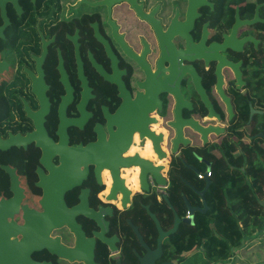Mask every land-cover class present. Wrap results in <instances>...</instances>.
Wrapping results in <instances>:
<instances>
[{
    "label": "flooded vegetation",
    "instance_id": "obj_1",
    "mask_svg": "<svg viewBox=\"0 0 264 264\" xmlns=\"http://www.w3.org/2000/svg\"><path fill=\"white\" fill-rule=\"evenodd\" d=\"M263 78L264 0H0V140L33 136L0 149V200L14 196L8 170L23 194L13 222L23 205L42 211L41 178L74 157L86 165L63 194L80 208V260L31 259H189L196 249L178 254L175 238L206 210L205 154L255 138ZM193 124L221 131L204 141ZM49 238L76 248L67 226Z\"/></svg>",
    "mask_w": 264,
    "mask_h": 264
},
{
    "label": "trees",
    "instance_id": "obj_2",
    "mask_svg": "<svg viewBox=\"0 0 264 264\" xmlns=\"http://www.w3.org/2000/svg\"><path fill=\"white\" fill-rule=\"evenodd\" d=\"M258 103L263 109L264 98ZM256 127L255 138L245 137L249 142L225 140L205 154L211 165L206 210L196 212L193 230L182 228L175 238L178 254L196 249L182 264H223L233 249L264 232V197L257 195L264 189V116Z\"/></svg>",
    "mask_w": 264,
    "mask_h": 264
},
{
    "label": "water",
    "instance_id": "obj_3",
    "mask_svg": "<svg viewBox=\"0 0 264 264\" xmlns=\"http://www.w3.org/2000/svg\"><path fill=\"white\" fill-rule=\"evenodd\" d=\"M254 21L246 23H253ZM196 129L202 135L204 141H206L205 136L208 132L217 134L221 131V129L212 127ZM32 138L33 136H26L25 138L10 136L5 141L0 140V149L24 145ZM181 141L184 143V140ZM79 151L75 150L73 153ZM85 152L86 149L81 154ZM76 159L77 157H74L69 163H64L61 168L55 170L48 177H45L47 180H42L43 178H41L36 185L43 190V196L40 200L42 211L37 212L29 209L26 205L21 206L23 212V224L21 225L13 222L12 217L14 213H17L18 205L23 198L22 189L18 187V182L13 176L12 171L5 168L11 176L10 189L13 191L14 196L7 200H0V264H44L34 262L30 257L32 252L42 249H46L58 257L80 260L77 247L79 236H82V233L74 221V216L80 213V208L76 206L68 209L63 202V194L77 183V179H72L74 177L73 175H84L86 172V165L78 162ZM81 165H84V171H79ZM59 174H61L60 181L55 179V176ZM205 179L207 180L206 185L199 192L202 198L209 184L208 179ZM8 218L9 220H7ZM61 226H67L70 231L75 233L77 239L76 248L72 250L66 249L59 244L57 238H49L51 230ZM174 230L175 228L167 233H171ZM162 235L160 233L159 239ZM19 236L20 238H18Z\"/></svg>",
    "mask_w": 264,
    "mask_h": 264
},
{
    "label": "rangeland",
    "instance_id": "obj_4",
    "mask_svg": "<svg viewBox=\"0 0 264 264\" xmlns=\"http://www.w3.org/2000/svg\"><path fill=\"white\" fill-rule=\"evenodd\" d=\"M246 142L248 141L246 140ZM260 143L261 146L264 145L262 142ZM235 250H238L237 254L233 253ZM232 253V259L223 264H264V232L244 242L243 246L239 247V249H233Z\"/></svg>",
    "mask_w": 264,
    "mask_h": 264
},
{
    "label": "crops",
    "instance_id": "obj_5",
    "mask_svg": "<svg viewBox=\"0 0 264 264\" xmlns=\"http://www.w3.org/2000/svg\"><path fill=\"white\" fill-rule=\"evenodd\" d=\"M257 195H258V197L261 199V198H263L264 197V190H262V191H260V192H258L257 193ZM239 249V248H238ZM248 250V249H247ZM246 250V251H247ZM238 250H235L233 253H235V254H237L238 252H237ZM232 256V255H231ZM230 259H232L231 257L229 258V261H230Z\"/></svg>",
    "mask_w": 264,
    "mask_h": 264
},
{
    "label": "built area",
    "instance_id": "obj_6",
    "mask_svg": "<svg viewBox=\"0 0 264 264\" xmlns=\"http://www.w3.org/2000/svg\"><path fill=\"white\" fill-rule=\"evenodd\" d=\"M264 224V223H263Z\"/></svg>",
    "mask_w": 264,
    "mask_h": 264
}]
</instances>
